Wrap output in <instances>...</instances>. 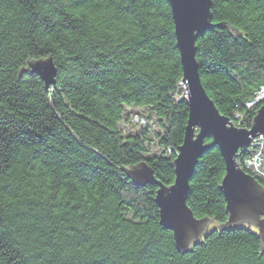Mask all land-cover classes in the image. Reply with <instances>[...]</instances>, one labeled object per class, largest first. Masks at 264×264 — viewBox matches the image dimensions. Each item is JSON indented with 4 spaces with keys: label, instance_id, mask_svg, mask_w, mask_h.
<instances>
[{
    "label": "trees",
    "instance_id": "16d2710c",
    "mask_svg": "<svg viewBox=\"0 0 264 264\" xmlns=\"http://www.w3.org/2000/svg\"><path fill=\"white\" fill-rule=\"evenodd\" d=\"M106 2L114 22L84 25L63 0H0V264H264L255 227H218L228 214L217 146L189 181L187 205L213 225L189 251L160 224L157 187L129 176L145 162L173 184L188 106L169 1ZM210 9L215 27L196 40L201 82L249 128L260 104H247L264 87V0ZM49 56L47 88L28 63Z\"/></svg>",
    "mask_w": 264,
    "mask_h": 264
},
{
    "label": "water",
    "instance_id": "95a60500",
    "mask_svg": "<svg viewBox=\"0 0 264 264\" xmlns=\"http://www.w3.org/2000/svg\"><path fill=\"white\" fill-rule=\"evenodd\" d=\"M168 1L182 64V82L188 91V97H184L188 106L184 138L173 160L175 178L172 185L165 186L145 162L132 166L127 172L138 185L152 184L157 187L155 203L159 209L160 224L173 233L178 250L186 252L213 229L211 219L194 216L186 196L198 159L211 145L217 146L225 163V174L219 189L224 195L228 214L226 223L218 227H255L264 250V186L237 160L239 150L249 147L258 135H264V100L259 102L260 107L249 128L233 125L228 117L219 112L202 85L196 60L198 36L215 27L211 0ZM217 26L229 27L224 23ZM28 68L40 75L47 88L55 84L56 66L51 56L29 62ZM206 138L212 139L211 144L206 142Z\"/></svg>",
    "mask_w": 264,
    "mask_h": 264
},
{
    "label": "built area",
    "instance_id": "2783aa9c",
    "mask_svg": "<svg viewBox=\"0 0 264 264\" xmlns=\"http://www.w3.org/2000/svg\"><path fill=\"white\" fill-rule=\"evenodd\" d=\"M179 86L182 88L181 89L182 93L180 96H182L183 98L188 97L187 88L182 81L180 82ZM262 100H264V87H262L260 91L256 93L254 99L247 104V107L251 108L253 106H256ZM237 117H240V115H236V118ZM132 121L134 123H139L142 125L145 124L144 118L139 117L138 115H134ZM231 122L234 125L233 120H231ZM246 153L247 155L244 156L243 160L238 161L239 165L242 168L249 170L253 176L264 179V135H258L257 137L252 139L249 147L239 150L237 160L238 157ZM176 154H177V150H176Z\"/></svg>",
    "mask_w": 264,
    "mask_h": 264
},
{
    "label": "clouds",
    "instance_id": "9594fccd",
    "mask_svg": "<svg viewBox=\"0 0 264 264\" xmlns=\"http://www.w3.org/2000/svg\"><path fill=\"white\" fill-rule=\"evenodd\" d=\"M66 14L84 25L113 23V9L106 0H89L79 6H73L72 0H63Z\"/></svg>",
    "mask_w": 264,
    "mask_h": 264
},
{
    "label": "rangeland",
    "instance_id": "374dc122",
    "mask_svg": "<svg viewBox=\"0 0 264 264\" xmlns=\"http://www.w3.org/2000/svg\"><path fill=\"white\" fill-rule=\"evenodd\" d=\"M130 110H131V111H138V112H142V113H143V112H144V113L146 112V111H142V110H138V109H133V108H131ZM146 113H147V112H146ZM125 128H128V127H125Z\"/></svg>",
    "mask_w": 264,
    "mask_h": 264
}]
</instances>
